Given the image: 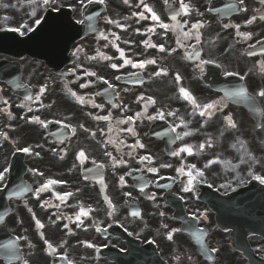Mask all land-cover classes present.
Returning a JSON list of instances; mask_svg holds the SVG:
<instances>
[{"label":"flooded vegetation","instance_id":"af4514ba","mask_svg":"<svg viewBox=\"0 0 264 264\" xmlns=\"http://www.w3.org/2000/svg\"><path fill=\"white\" fill-rule=\"evenodd\" d=\"M207 1L169 0L165 4L164 0H144L157 13L158 21L153 20L143 6H138L140 0H128L127 4L124 0H104L97 7L100 12L95 19L93 17L95 25L72 47L73 62L63 71L65 94L61 93L57 104L48 111V117L67 125L70 134L64 137L59 132L54 136L41 132V145L27 164L26 179L31 192L21 199L17 213L10 220L11 233L22 249L37 233L43 234L41 264H51L49 258L52 255L49 254L53 252L46 247L44 240L55 244H52L55 249L52 254L63 255L67 261L73 259V264H113L108 260L95 262L96 248L86 247L85 242L96 245L93 234L98 227L111 223L110 216L126 227L133 226L132 218L123 217L126 213L124 199L128 192L135 196L141 193L134 189L126 172L135 169L151 177L150 168L164 172L170 170L165 160H153V155L163 149V141L156 137L162 129L149 130V124L160 119L158 113L161 111L163 119L172 125L175 118L188 117L185 103L179 100V90L183 81L186 79L187 83L196 70L202 69L199 74L205 71L204 65L198 63L201 52L202 56L230 62L232 34L236 39L245 37L249 40L245 33H251V38L255 34L260 38L263 27L257 19L247 26H239L238 31L236 24L225 27L221 21L207 20L208 14L204 13ZM74 2L77 4L78 0ZM181 3L189 6L187 15L181 9ZM139 13L145 18L141 19ZM174 14H178L175 21L171 19ZM244 14L245 11L241 13ZM73 15L78 19V9ZM198 23L202 27H193ZM161 24L170 27L162 28ZM185 32L190 35L185 37ZM151 45H163L165 50L160 51L159 47ZM194 45L201 48L198 57ZM193 54L197 62L191 61ZM125 59L137 64L150 60L155 63H146L144 68H139L125 64ZM113 63L118 65L116 69L111 67ZM162 69L166 74L161 72ZM157 72L161 74L155 75ZM177 74L181 77L179 81L176 80ZM98 80L102 83H97ZM82 84L87 87H81ZM189 86L197 94L206 91L194 81H190ZM77 96L84 97V103L79 102ZM169 112L174 115H168ZM104 116L109 119H97ZM80 151L85 153V158H79ZM99 170L103 172L105 194L109 198L106 202L93 180L97 175L95 171ZM48 179L64 183L53 184L38 192L37 189ZM65 193L71 195L64 196ZM136 198L139 202L142 200L141 196ZM81 208L89 212L87 216H81L82 223L76 220ZM48 210H53L49 213L50 219ZM37 214H41V229L36 224ZM252 242L256 243L258 253L264 251L263 241L254 238Z\"/></svg>","mask_w":264,"mask_h":264},{"label":"snow or ice","instance_id":"6c2138e0","mask_svg":"<svg viewBox=\"0 0 264 264\" xmlns=\"http://www.w3.org/2000/svg\"><path fill=\"white\" fill-rule=\"evenodd\" d=\"M49 2H50V0H43V3H44V4H48ZM91 2H92V0H89V3H91ZM164 2H165V4H168V3H169V0H164ZM244 2H245V0H239V3H240L241 5H243ZM81 3L83 4V0H81ZM100 3H104V0H100ZM124 3L127 4V3H128V0H124ZM261 3L264 4V0H261ZM138 6H143V7L145 8L146 11L150 12V13H151V18H152L153 20L158 21V20L160 19L159 16L157 15V13H156L155 11H153V9H152L150 6H148L146 3H144V0H140V5H138ZM188 8H189L188 5H186V4H184V3H181V9L183 10V12H184L185 15L188 14ZM242 10H243V11H247V9H242ZM177 15H178V14H174V15H172V16H171V19H172L173 21H175ZM139 16H140L141 19L145 18L143 13H139ZM88 19H92V17H89ZM261 19H264V16H262ZM255 20H256V17L253 16V17H251V19L247 20L246 23H249V24H250V23L254 22ZM38 22H39V21H37V23H38ZM82 22H83V21H81V23H82ZM109 22H111V21H109ZM160 26H161L162 28H168V27H170L168 24H161ZM193 27H195V28H199V27H202V25L198 23L197 25H193ZM225 27H228V25H225ZM236 27H237V31H238V30H239V26L237 25ZM13 31H16V29H13ZM189 35H190L189 32H185V33H184V36H185V37H187V36H189ZM244 35L247 36L248 38H251V33H245ZM197 39H199V35H197ZM178 42H179V41H178ZM145 43H147V42H145ZM151 46H152V47H159L160 51H164V50H165L163 45H151ZM262 51H264V50H262ZM120 55H121V57L124 56V53H123L122 50L120 51ZM249 55H254V53H251V52H250ZM106 58H107V57H106ZM124 63H125V64H131L132 67L144 68L146 63H152V64H154L155 61H154V60H150V61H142V62H139V63L137 64V63L132 62L131 60H127V59H125V60H124ZM111 67H112L113 69H116V68L118 67V65L115 64V63H113V64H111ZM161 72H165V70L162 69ZM160 74H161L160 72L155 73V75H160ZM165 74H166V72H165ZM229 74H231V73H229ZM91 75H95V73H92ZM99 79L103 80L104 78H103V77H99ZM117 79H119V77H117ZM180 79H181V77L179 76V74H177V75H176V80L179 81ZM104 82H105L106 84L109 83L107 80H104ZM81 87H87V85H86V84H82ZM44 91H45V87L42 86L41 89H40V92L43 93ZM180 92H181V94L183 95V97H184L186 100L190 101V102L192 103V105H193L195 108H197V109H201V111H200V113H199L201 116L210 115V114H211V113H210V110L213 109V108L216 106L214 102H213V103H208V104H205V105L201 106L200 104L197 103L196 99L191 95V93H190L188 90H186V89H184V88H181V89H180ZM233 94L236 95V96L243 97L244 99H249V94L247 93L246 89H238V90H237L236 92H234ZM257 94H258V96H260V97H264V89H261ZM72 95H73V96H76L75 93H72ZM76 98H77V100H78L79 102L84 103V97H82V96H77ZM29 99H31V97H29ZM141 99H143V97H141ZM149 101H150L151 103H155V101L152 100L151 98H149ZM4 103L7 104V101H4ZM94 106H97V105H94ZM137 115H139V113H138ZM168 115H174V113L169 112ZM158 116H159L160 119H163V118H164V113L161 111V112L158 113ZM152 118H153V117H149V119H152ZM34 119L37 120V121H39V118H38V117H36V118H34ZM97 119H104V120H107V119H109V117H107V116H104V117H97ZM131 119H132V118L129 117V120H131ZM227 119H228V122H229L230 126H231L232 128H235V127H236V124H235V122L231 119V117H228ZM80 127L83 128L84 126L81 125ZM74 131H75V130L73 129V132H74ZM128 131L131 132V131H133V130H132V129H128ZM93 135H94V133H93ZM185 135H187V133H185ZM140 147H144V145H143V144H140ZM200 148L203 149V148H204V145L201 144V145H200ZM19 151H23V152H25V153H29V152H31V149L28 148V147H25V148L19 149ZM181 151L188 152L189 154H192V150H191L190 147L182 148ZM178 154H179V153H173V155H178ZM37 155H39V153H37ZM109 155H110V154H109ZM78 156H79V158L83 159V158H85V153H84L83 151H80L79 154H78ZM146 159H147V157H146ZM192 168H195V165H193ZM148 170H149L150 172H156V171H157L156 168H150V169H148ZM33 171L35 172L36 170H33ZM88 171H92V169H89ZM178 171L183 172L184 170H183V169H178ZM5 172H7V169H5L4 172H0V181H2V180L4 179V177H5ZM198 174H199V175H202L203 173H202V172H198ZM40 175H42V173H40ZM187 175L189 176L188 184H189V186H191L192 183H193V180L195 179V177L192 175V172H191V171H189V172L187 173ZM254 178H255L256 180H258L261 184H264V176H259V175H257V176H255ZM121 180H123V177H121ZM57 183H64V182H63V181L53 180V179H48L47 182H46L45 184H43V185L41 186L40 189H37V191L39 192V191L46 190L49 186H51V185H53V184H57ZM190 190H191L190 187H186V188L184 189V191H190ZM70 195H71V193H65V194H64V196H70ZM127 195H130V193H128ZM64 196H60L59 198H60V199H64ZM152 199H154V197H152ZM109 206L112 207L111 201H109ZM88 214H89L88 211H85L83 208H81L80 213L77 214V216H76V220L82 223V221H81V216H87ZM109 214H110V213H109ZM132 215H133V216H138L139 213L136 212V211H134V212H132ZM0 219H2V218H0ZM36 224H37V227H39V228H43V224H41L39 220L36 221ZM65 227H67V225H65ZM176 231H179V230H176ZM167 238H168L169 240H171L173 237H172L171 234H169V236H168ZM41 239H43V234H41ZM44 244L46 245V247H47L48 249H51L53 252L55 251V249L53 248V245H52L51 242H49L48 240H44ZM85 244H86V247H88V248H96V245H94V244H92V243L85 242ZM213 251H216V250L213 249ZM63 259H67V257H63ZM25 264H27V261H25ZM68 264H73V262H72L71 260H69V261H68Z\"/></svg>","mask_w":264,"mask_h":264},{"label":"rangeland","instance_id":"374dc122","mask_svg":"<svg viewBox=\"0 0 264 264\" xmlns=\"http://www.w3.org/2000/svg\"><path fill=\"white\" fill-rule=\"evenodd\" d=\"M228 167L229 166H225V168L222 169V174L223 175H226L228 177V181L229 182H230V180H232L233 182H236L238 180H241V179H244L245 178V177H243L244 174H242L239 179L233 178L234 169H231L229 171L225 170ZM52 211L53 210H48L47 211L48 218L49 219L51 218V216L49 215V213L52 212ZM40 213H41V211H40ZM40 218H41V214L40 215L37 214V219L41 223V219ZM162 221H163V218L162 217H159L158 218L157 226L160 225L162 223ZM165 233H166L165 231H163L161 233L162 236H160L161 239L158 241L159 244L170 243L171 245L176 246V247H182V248L191 249V247H189L190 244H189V242H188V240L186 238H184V237H182L180 235L171 234L173 238L171 240H169L167 237H165ZM34 240H36V239H34ZM34 249H36L37 251L31 250L30 247H29V245H27L25 247V249H23V256H24L25 261H27V264H41V249L38 248V244H37V247L34 248ZM22 264H25V262H23ZM187 264H189V263H187ZM194 264H197V262H195Z\"/></svg>","mask_w":264,"mask_h":264}]
</instances>
